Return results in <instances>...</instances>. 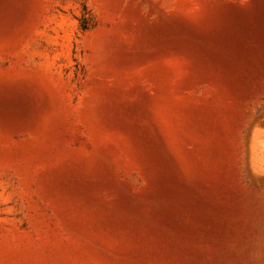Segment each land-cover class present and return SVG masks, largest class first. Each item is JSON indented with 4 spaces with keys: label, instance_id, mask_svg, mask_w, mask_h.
Wrapping results in <instances>:
<instances>
[{
    "label": "rangeland",
    "instance_id": "374dc122",
    "mask_svg": "<svg viewBox=\"0 0 264 264\" xmlns=\"http://www.w3.org/2000/svg\"><path fill=\"white\" fill-rule=\"evenodd\" d=\"M0 264H264V0H0Z\"/></svg>",
    "mask_w": 264,
    "mask_h": 264
}]
</instances>
